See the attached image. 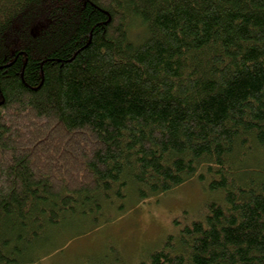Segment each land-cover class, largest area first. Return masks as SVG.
Instances as JSON below:
<instances>
[{
	"label": "trees",
	"instance_id": "trees-1",
	"mask_svg": "<svg viewBox=\"0 0 264 264\" xmlns=\"http://www.w3.org/2000/svg\"><path fill=\"white\" fill-rule=\"evenodd\" d=\"M208 176L138 264H264V0H0V264Z\"/></svg>",
	"mask_w": 264,
	"mask_h": 264
},
{
	"label": "rangeland",
	"instance_id": "rangeland-1",
	"mask_svg": "<svg viewBox=\"0 0 264 264\" xmlns=\"http://www.w3.org/2000/svg\"><path fill=\"white\" fill-rule=\"evenodd\" d=\"M209 180V176L206 180L196 177L166 193L131 201L123 211L111 212L104 225L90 230L89 226L69 228L59 238L61 249L53 251L46 264H93L116 253L118 264H138L169 234L205 218L208 203L221 199L220 191L210 189Z\"/></svg>",
	"mask_w": 264,
	"mask_h": 264
}]
</instances>
